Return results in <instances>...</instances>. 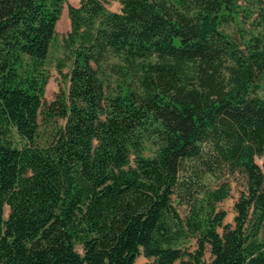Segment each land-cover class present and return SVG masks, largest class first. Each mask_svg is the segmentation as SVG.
Returning a JSON list of instances; mask_svg holds the SVG:
<instances>
[{
  "label": "trees",
  "instance_id": "obj_1",
  "mask_svg": "<svg viewBox=\"0 0 264 264\" xmlns=\"http://www.w3.org/2000/svg\"><path fill=\"white\" fill-rule=\"evenodd\" d=\"M65 1L0 0V264H264V0L70 4L46 101Z\"/></svg>",
  "mask_w": 264,
  "mask_h": 264
},
{
  "label": "rangeland",
  "instance_id": "obj_2",
  "mask_svg": "<svg viewBox=\"0 0 264 264\" xmlns=\"http://www.w3.org/2000/svg\"><path fill=\"white\" fill-rule=\"evenodd\" d=\"M105 4V6L113 11H119L121 4L120 0H102ZM79 3V0H66L62 11L61 15L57 21L56 24V38L51 44L50 51H49V56L46 61V68L48 72V80L47 84L45 87V100L50 101L54 98L55 94L57 91L62 88L65 89L67 87V80L64 79V74L68 71L70 63H67L65 67L62 69V71H58L56 67V63L58 58L63 56V48H62V36L69 30V19L67 16V6L68 5H77ZM264 91V90H263ZM264 158H256V162L261 165L263 162ZM242 189V186L240 183H237L233 181L231 183V191L230 195L225 198L223 201H221L218 206L225 210L226 216L224 221L225 222H230L232 223L233 221V216H234V209H233V204L239 194V190ZM180 211H184V207L179 208ZM8 213V207H5V216ZM77 250L81 252V246L77 245L76 246ZM209 254L207 253L206 257H208ZM137 263H148L152 264L149 259L144 257L142 254H140L137 259ZM176 264V263H175Z\"/></svg>",
  "mask_w": 264,
  "mask_h": 264
}]
</instances>
